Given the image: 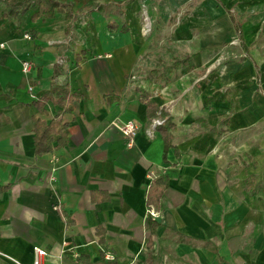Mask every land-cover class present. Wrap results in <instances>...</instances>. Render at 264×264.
Wrapping results in <instances>:
<instances>
[{"label": "crops", "instance_id": "0c3cea01", "mask_svg": "<svg viewBox=\"0 0 264 264\" xmlns=\"http://www.w3.org/2000/svg\"><path fill=\"white\" fill-rule=\"evenodd\" d=\"M54 1L45 14L0 0V264H34V246L49 252L42 264H264V23L229 0ZM154 2L162 54L143 30ZM233 36L248 57L220 64ZM130 120L132 147L116 126ZM55 123L66 142L38 153L37 132Z\"/></svg>", "mask_w": 264, "mask_h": 264}, {"label": "rangeland", "instance_id": "374dc122", "mask_svg": "<svg viewBox=\"0 0 264 264\" xmlns=\"http://www.w3.org/2000/svg\"><path fill=\"white\" fill-rule=\"evenodd\" d=\"M150 1V0H147ZM239 2L241 3H247L245 6H241L239 5ZM249 2L250 0H229L227 3L229 4V8L234 10L236 13H239L240 16L242 17V19H249L252 16H257L258 18H260V21L264 23V8L260 7L257 10V13H255V10L253 9L254 6H249ZM155 4L146 6V9L144 8V12H143V16H142V21H143V30H144V34L146 36H148V38H151L148 41V44L150 43H157V52H159V54H162V52L164 51H168V45L167 43L163 40L165 38H167L168 34L165 33L163 34V31L161 28L156 27L155 23L153 25V20H152V12L155 13V18L157 20H159L160 18L163 17V14L161 13V6H158V2H154ZM154 8V10H153ZM193 8L191 7V9L186 6L185 10L181 11H177V12H173L170 15L171 19H176L179 18L180 15H183L182 17H188L190 15V13L192 12ZM155 10H157V12H155ZM214 11V7L213 6H209V15L211 16V14ZM213 17V16H211ZM215 18V17H213ZM148 26V27H147ZM260 34V39L263 37L264 31L259 33ZM159 39V40H158ZM161 39V40H160ZM262 40V39H261ZM258 43H260V41H257ZM153 46V45H152ZM151 47V45H150ZM219 50V57H218V61L220 62V64H227L228 62L232 61V60H239L244 54V56L248 57V54L243 52L241 49H239V43L237 41V37L233 36L228 42H225L224 44H222ZM146 58V56H145ZM155 63L156 59H155ZM158 65V64H157ZM164 73V76H166V70L163 69L162 70ZM180 73V72H179ZM139 75L138 73L135 75H132L133 78H136ZM178 75V73H177ZM257 133H258V152H260L261 154H258L257 156V165L259 166L260 163H264V123L262 124H258L257 126ZM258 169V168H257ZM263 167H261L259 169L262 170ZM263 172V174L261 175L262 177H264V170L261 171ZM259 176V178L261 177ZM263 200V197L261 194H258V208H260V204ZM150 209V208H149ZM148 209V211H149ZM158 216V215H157ZM262 227V228H261ZM258 231H261L258 236H257V243H259L262 247L264 246V235H261L262 233H264V223H262L261 226H258ZM262 229V230H261ZM257 261L259 262V258H257Z\"/></svg>", "mask_w": 264, "mask_h": 264}, {"label": "trees", "instance_id": "16d2710c", "mask_svg": "<svg viewBox=\"0 0 264 264\" xmlns=\"http://www.w3.org/2000/svg\"><path fill=\"white\" fill-rule=\"evenodd\" d=\"M40 6V11L45 14H51L54 8L58 5V3L54 0H33ZM25 11V8L22 10V13ZM239 39L241 38V29L238 28ZM58 91L61 92V97L58 100V103H61L65 106V108H69L67 102H71L73 100V96H69L68 92L63 88H59ZM38 103L45 102V98H38L36 100ZM59 123V122H58ZM55 123L54 126L46 128L44 131L37 132L35 137L36 142V151L38 153L50 152L54 150L53 142L56 140L59 144H64L66 142L67 137V129L66 125H62L61 123ZM158 179L154 180L153 183ZM151 196V191L149 193ZM152 218V217H151Z\"/></svg>", "mask_w": 264, "mask_h": 264}, {"label": "built area", "instance_id": "2783aa9c", "mask_svg": "<svg viewBox=\"0 0 264 264\" xmlns=\"http://www.w3.org/2000/svg\"><path fill=\"white\" fill-rule=\"evenodd\" d=\"M26 37L30 38L29 35H26ZM4 45L5 44H1L0 47H4ZM32 68H33V62L31 60H24L23 61L22 69H23V72L25 74L30 73L32 71ZM116 126L128 138V143H127L128 147H132L134 145V138L137 135V132L139 129L138 125L134 121L130 120V121H126V122L122 121L120 123H117ZM50 179L52 181L55 180V176L53 175V172H52ZM53 209L58 214H61L62 217L64 216V214H63V200L59 195H57V197H56V201L53 204ZM148 212H149L150 216L153 218L157 217V215H158V213L154 210V208H150ZM64 220L67 221V218L65 216H64ZM34 254H35L34 264H42L44 258L49 255V252L40 246H34ZM105 259L108 261H113V260H115V255L111 252H106L105 253ZM15 262L17 264H19V262H17V261H15Z\"/></svg>", "mask_w": 264, "mask_h": 264}]
</instances>
